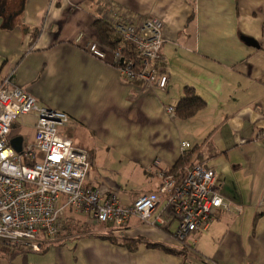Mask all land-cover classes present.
<instances>
[{
    "label": "crops",
    "instance_id": "0c3cea01",
    "mask_svg": "<svg viewBox=\"0 0 264 264\" xmlns=\"http://www.w3.org/2000/svg\"><path fill=\"white\" fill-rule=\"evenodd\" d=\"M100 1L163 22L167 90L125 80L109 49L105 61L87 52L89 44H103L94 25L107 12ZM0 3V85L8 79L39 106L68 114L70 121L59 132L88 152L87 187L132 205L157 190L160 179L150 171L155 161L172 168L188 142L198 146V162L215 169L216 188L228 203L206 230L179 243L162 207L150 223L133 217L123 230L110 231L77 215L66 201L60 208L69 232L40 252L0 244V264H264V0ZM188 86L207 107L182 121L167 109ZM24 117L35 119V130L36 117ZM111 232L185 249V256L143 246L129 252L99 237Z\"/></svg>",
    "mask_w": 264,
    "mask_h": 264
},
{
    "label": "built area",
    "instance_id": "2783aa9c",
    "mask_svg": "<svg viewBox=\"0 0 264 264\" xmlns=\"http://www.w3.org/2000/svg\"><path fill=\"white\" fill-rule=\"evenodd\" d=\"M105 20L119 31L124 41L132 45L140 57V66L133 60H124L121 52L115 54L113 64L129 82L141 81L150 90H165L169 76L158 66L167 65L163 60V22L157 18L131 15L119 4L100 1ZM107 47L91 43L87 52L100 60H107ZM11 87V88H8ZM174 108L167 112L174 117ZM35 114V140L32 145L16 152L11 145L12 128L24 116ZM70 117L38 105L37 100L8 79L0 85V243L25 247L40 252L46 237L55 239L59 234L58 207L62 196L67 206L87 214L96 223L112 225L123 230L131 217L150 223L152 214L163 199L179 222L178 238L184 242L191 233L206 230L215 219V212L228 205L217 191L216 171L199 163H191L184 169L181 183L173 176L163 177L158 193H147L132 205L124 206L115 194L105 198L99 190H85L90 164L88 152L64 139L59 130L68 125ZM190 148L189 143L181 145ZM39 158L34 165L24 164V158ZM161 170V161H155ZM151 171V170H150ZM43 232L45 239L39 238ZM195 246V243L192 245ZM216 264V263H209Z\"/></svg>",
    "mask_w": 264,
    "mask_h": 264
},
{
    "label": "trees",
    "instance_id": "16d2710c",
    "mask_svg": "<svg viewBox=\"0 0 264 264\" xmlns=\"http://www.w3.org/2000/svg\"><path fill=\"white\" fill-rule=\"evenodd\" d=\"M0 5L3 6V4H1V3H0ZM94 25H95V28L97 29L98 34L100 36V39H101V41L105 47H107L109 50L121 52L122 58L124 60H133V61H135L136 66H140V57H139L138 53L135 51V49L132 45H130L129 43L124 41L121 34L114 27V25L107 22L105 19H101V18H98L95 21ZM25 31L28 32L27 28L25 29ZM165 66H167V65H161L160 64L158 66L160 72L168 73ZM133 82H136V81H133ZM167 89H165V90H167ZM171 107H173L175 109L174 110V117L175 118L182 120V121H187V120L193 119L197 115V113H199L201 110H203L207 107V100L205 98H203L201 95H199L196 92V89L194 87L188 86L185 88L184 96L180 99V101L177 103V105L176 106L174 105ZM189 145H190V148L185 149L184 151L182 150L181 157L176 161V163L174 164V166L172 168L169 169V168L162 167L161 170H156L153 172L151 171L152 175L155 174L157 177H159L160 184H159V186L155 192H150V193H158L160 185H162V183H163V177H161V175L159 174L158 171L164 170L165 176L167 175V177H168L170 175H173L179 181V183H181V181L179 179H181L183 177L185 167L191 163H195V162L199 163L198 161H200V155L198 154V146L192 147L190 143H189ZM88 161H89V155H88ZM38 162H39L38 157H35L34 159L24 158V164H27V165H34ZM89 164H90V162H89ZM199 164H201V163H199ZM86 182L84 184L85 190L92 189V188H89L86 186ZM92 190H94V189H92ZM124 206H127V205H124ZM128 206H130V205H128ZM68 207L72 208L73 211L77 215H79V216L84 215L88 218V220L90 222L93 221L90 219V217H88L87 214H84L81 211L80 212L76 211V209L73 206H68ZM159 207H162L163 214L165 215L166 218L169 219L170 222H172L173 224L174 223L179 224L178 220L175 218L174 212L167 208V200L163 199L162 202L160 203V205L158 206V208ZM131 218H133V217H131ZM58 222L60 223L59 234L57 235V237L54 240L46 237L47 241L45 243H43L41 250L45 246H47L48 242L58 240L60 235L64 231H66V230L68 232L70 231V229H69L70 227L65 226L63 224L64 221H63L61 215L59 217ZM97 224L104 225L109 230H110V228H113L112 225H107L104 223H97ZM89 225H91V224H89ZM164 229L168 230V228H166V227H164ZM115 231H117V230H115ZM111 233L112 234L102 235L99 237L101 239H104V240L111 242L115 246L125 248L129 252H137L140 250L141 246H143L146 249H156L157 248V249H161V250H163L169 254L185 256V251H186L185 249H178V248L166 246V245L160 244V243H153V242H150L148 240H145L142 237H140V238L118 237L117 235H114L113 232H111ZM42 236L45 239V235L43 234V232H40L39 238H41ZM175 237L179 241V243H182L178 238L177 232L175 233ZM184 243H186V241H184ZM0 244H4L5 246L9 247L12 250L13 249L14 250H25V249L30 250V249L22 247V246L15 247V246H12L10 244H5V243H0ZM30 251H32V250H30Z\"/></svg>",
    "mask_w": 264,
    "mask_h": 264
},
{
    "label": "rangeland",
    "instance_id": "374dc122",
    "mask_svg": "<svg viewBox=\"0 0 264 264\" xmlns=\"http://www.w3.org/2000/svg\"><path fill=\"white\" fill-rule=\"evenodd\" d=\"M140 14L142 15H145L143 14L141 11H138ZM150 18H157V17H153V16H150ZM168 63H169V66L171 65L170 64V61L168 60ZM33 117L36 115L35 114H31ZM35 119L34 118H19L17 120V123H16V127H13L12 128V133H11V138H14V137H17V136H22L24 138V145H25V148L29 147V143L31 142V140H33L34 136H35V130H34V127H32L34 125V122ZM161 161V160H160ZM155 164V163H154ZM152 172L153 171H156V168L154 167H151L150 169ZM67 201V197L66 196H62L61 199H60V202L58 204V207H61L62 204L64 202ZM89 221V220H88ZM90 222V221H89ZM90 223H93L95 225H97V223H95L94 221L90 222ZM179 228V224L178 223H174L173 225V230H178ZM111 231H113L114 229H117V228H110ZM188 239V238H187ZM187 239L185 241H187ZM184 243V242H182ZM193 249V246L191 245L189 247V251Z\"/></svg>",
    "mask_w": 264,
    "mask_h": 264
},
{
    "label": "water",
    "instance_id": "95a60500",
    "mask_svg": "<svg viewBox=\"0 0 264 264\" xmlns=\"http://www.w3.org/2000/svg\"><path fill=\"white\" fill-rule=\"evenodd\" d=\"M242 40L245 43H247L253 47L260 48L259 43H257V41L254 40L253 38L243 37ZM11 145L16 150V152L22 153L23 149H24V138L22 136H17V137L12 138L11 139Z\"/></svg>",
    "mask_w": 264,
    "mask_h": 264
}]
</instances>
